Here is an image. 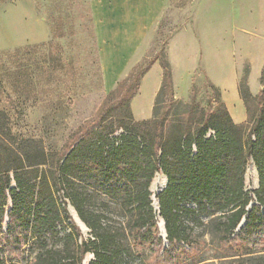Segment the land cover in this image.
Wrapping results in <instances>:
<instances>
[{
    "label": "trees",
    "instance_id": "obj_1",
    "mask_svg": "<svg viewBox=\"0 0 264 264\" xmlns=\"http://www.w3.org/2000/svg\"><path fill=\"white\" fill-rule=\"evenodd\" d=\"M156 60L162 69L156 98L160 91L171 94L170 64L160 51L146 59L144 66L129 71L52 160L43 152L37 156L14 150L0 136V264H19V255L24 264H82L87 252L93 255L89 264H132L128 245L106 222L101 206L107 202L75 183L93 172L102 176V185L122 183L107 191L112 196L123 186H136L125 196L133 203L132 211L137 212L135 224L138 228L155 227L153 241L165 264H215L200 256L188 260L207 244L215 261L264 264V211L260 209L264 206V68L262 88L253 99L243 93L240 83L251 120L244 140L237 132L242 125L234 124L220 104L215 111L207 107L195 135L167 146L162 121L156 116L132 121L130 112L126 116L111 114L113 108L124 104L129 109L141 77ZM250 101L256 103L255 114L251 113ZM156 105L155 99L153 110ZM113 117L128 122L115 123ZM209 130L212 133L206 135ZM250 159L259 178L252 192L257 204H251V192L244 190V166ZM159 171L167 179L157 194L166 248L158 236L149 190ZM59 192L69 200L92 238L85 239L71 220L69 231L63 235L71 245L55 248L51 244L60 233L56 228L65 225L63 213L69 218L64 204L58 202ZM5 218L7 233L2 229ZM196 226H201L199 235L194 234ZM204 234L209 235L208 242L201 238Z\"/></svg>",
    "mask_w": 264,
    "mask_h": 264
},
{
    "label": "rangeland",
    "instance_id": "obj_2",
    "mask_svg": "<svg viewBox=\"0 0 264 264\" xmlns=\"http://www.w3.org/2000/svg\"><path fill=\"white\" fill-rule=\"evenodd\" d=\"M121 1L0 0V136L12 149L37 156L43 152L52 160L74 132L97 113L107 95L115 90L116 87L105 93L100 55L102 49L111 47L115 37L124 34L116 29L122 20L118 13ZM116 6L119 8H114ZM234 8L237 13L232 12ZM217 10L221 13L217 14V24L222 27H219V38L215 40L217 32L211 25ZM134 17L129 15L127 21L131 22ZM190 24H195L197 33L204 38L202 58L194 64L178 58V75L189 69L185 81L181 80L177 85L172 80L171 94L160 91L150 119L156 116L162 121L163 141L168 146L180 138L195 135L204 122L207 107L215 111L223 104L232 122L242 125L237 132L244 140L251 120L240 94V83L243 93L251 99L262 88L264 0H164V7L146 31L143 41L134 53L125 55L130 58L125 73L144 66L146 59L157 56L160 51L166 54L171 32ZM217 42L219 56L221 53L223 57L213 61L211 55L216 53ZM206 53L210 56L205 59ZM232 89L236 91L233 98ZM249 107L255 114L256 103L250 101ZM128 112L131 120L137 121L126 104L113 108L111 114L126 116ZM112 120L115 123L128 122L115 117ZM211 133L209 130L206 135ZM258 180L250 159L244 166L243 183L244 190L251 192V204H257L252 192L258 187ZM75 183L97 193L98 200L107 202L106 206H101L106 222L128 245L132 264H165L153 241L155 227L138 228L135 224L137 212L132 211L133 203L125 197L128 191L135 190V185L123 186L116 196H112L107 191L113 186H122V183L102 185V176L97 173H86ZM151 195L150 191V199ZM56 196L58 202L64 204L69 218L63 213L65 225L56 228L60 233L51 244L55 248H62L65 243L71 245L63 238L69 231L71 220L85 239L92 238L86 226L76 223L72 213L75 210L69 200L62 192ZM10 206L9 201L7 208ZM153 209L158 236L163 240L162 248H166L158 202L157 208L153 206ZM260 209L264 211V206ZM2 229L7 233L6 218ZM200 232L201 226H196L194 234ZM201 238L209 241L208 234ZM199 256L206 259L205 262L234 264L211 259L209 244L188 260ZM22 258L18 256L19 264H24ZM92 259L93 255L87 252L82 264H89ZM14 260L17 259L11 261Z\"/></svg>",
    "mask_w": 264,
    "mask_h": 264
},
{
    "label": "crops",
    "instance_id": "obj_3",
    "mask_svg": "<svg viewBox=\"0 0 264 264\" xmlns=\"http://www.w3.org/2000/svg\"><path fill=\"white\" fill-rule=\"evenodd\" d=\"M234 6V5H233ZM164 7V0H122L119 14L122 15V20L116 26V29L122 31L119 37H115L111 47L101 51L100 63L102 67L103 88L105 93L108 94L112 91L117 83L126 76L128 70V61L132 53L140 45L146 36V31L150 25L153 24L157 14ZM114 8H119L116 6ZM239 10V9H238ZM233 13H237L236 9H232ZM220 11L217 10L216 18H212V29L216 30V39L219 38L218 29L222 26L219 25L218 16ZM221 14V13H220ZM135 16L131 22L128 16ZM106 29V28H105ZM206 29V28H205ZM207 30V29H206ZM221 42L223 34L220 35ZM202 39L203 36L197 33L195 24H190L181 29L171 32L166 49V57L171 67V76L173 83L179 85L185 81L187 72L183 75H178L177 60L183 58L186 63L192 64L199 62L202 58ZM222 46V44L220 45ZM219 43H216V53L211 55L213 61L221 60L223 57L218 52ZM106 48V47H105ZM127 55V56H125ZM204 55V54H203ZM210 56L209 54H205ZM185 63V64H186ZM128 73V72H127ZM162 85V69L158 61H155L149 70L141 77L139 88L136 95L130 101V107L134 118L138 120H147L152 117V111L155 104L156 96ZM236 91L232 89L231 97H235Z\"/></svg>",
    "mask_w": 264,
    "mask_h": 264
},
{
    "label": "bare ground",
    "instance_id": "obj_4",
    "mask_svg": "<svg viewBox=\"0 0 264 264\" xmlns=\"http://www.w3.org/2000/svg\"><path fill=\"white\" fill-rule=\"evenodd\" d=\"M166 184V177L164 176L163 173L161 172H157L152 181H151V185H150V191L152 192V195H151V199H152V202H153V206L154 208H157V199H156V194L159 193L165 186ZM73 216L76 220V222L81 225L82 227H84V225L82 224V222H80V220L78 219V217L76 216L75 212L73 211ZM87 262H85L86 264Z\"/></svg>",
    "mask_w": 264,
    "mask_h": 264
},
{
    "label": "water",
    "instance_id": "obj_5",
    "mask_svg": "<svg viewBox=\"0 0 264 264\" xmlns=\"http://www.w3.org/2000/svg\"><path fill=\"white\" fill-rule=\"evenodd\" d=\"M151 184V183H150ZM150 187V186H149ZM152 205V204H151ZM77 216V215H76ZM79 219V218H78ZM80 220V219H79ZM81 222V221H80ZM77 223V222H76ZM244 222L242 221L239 226H241ZM83 224V223H82ZM84 225V224H83ZM85 226V225H84ZM163 231H164V227H163ZM162 236V235H161ZM164 237H165V231H164Z\"/></svg>",
    "mask_w": 264,
    "mask_h": 264
},
{
    "label": "built area",
    "instance_id": "obj_6",
    "mask_svg": "<svg viewBox=\"0 0 264 264\" xmlns=\"http://www.w3.org/2000/svg\"><path fill=\"white\" fill-rule=\"evenodd\" d=\"M120 132H121V130L118 133H120Z\"/></svg>",
    "mask_w": 264,
    "mask_h": 264
}]
</instances>
